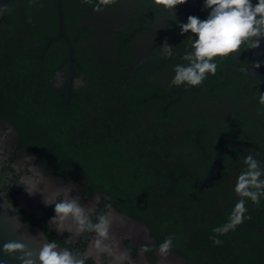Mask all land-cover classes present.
I'll use <instances>...</instances> for the list:
<instances>
[{
  "label": "flooded vegetation",
  "instance_id": "obj_1",
  "mask_svg": "<svg viewBox=\"0 0 264 264\" xmlns=\"http://www.w3.org/2000/svg\"><path fill=\"white\" fill-rule=\"evenodd\" d=\"M256 2L253 0L254 4ZM196 3L206 19L210 10L204 7L205 0H196ZM97 7L101 10L95 11ZM60 9L62 27L57 0H0V190L49 240H56L62 247L74 251H85L93 234L65 243L71 233L65 231L60 235L57 226L49 223L55 215V205H45L41 194L30 196L23 185L17 184V163L24 157H35V165L42 168L45 177H51L53 187L71 186L70 196H79L80 202L88 207H92L99 196L97 211L111 205L110 210L117 217L113 232L121 238L122 246L129 249L135 264H160L162 258L157 247L168 236H173V247L165 264H261L250 258L251 252L246 253L248 239L239 232L241 226L227 233L214 231L229 223L228 213L241 198L234 191L236 174L241 171L236 165L249 154L245 146L250 148L241 140L227 141L219 155L209 161L206 180L219 179L223 173L224 182L213 199L197 203L184 191L160 198L153 168H150V182L140 177L145 173L142 153L126 151L127 156L120 153L119 174L116 183H110L81 162L67 163L59 159L43 138H31L28 126H22L37 123L41 114L57 119V100L68 108L72 98L77 107H82L80 100L87 96L88 104L104 107L111 113L115 111L119 122L118 131L115 129L117 138L127 141L129 137L122 135L130 130L131 138H153L157 131L162 134L158 138H171V132L162 133L165 124L156 125L157 116L153 110L143 108L139 116L133 110L126 114L124 103L119 105L107 95L113 91L112 79L115 86L131 80L140 83L148 80L153 91L160 89L167 96L195 91L191 94L196 99L188 103L186 110L180 111L184 114L177 120L178 128L190 133L191 138L198 137L187 128L204 122L208 126L207 138H211L207 142L210 149L217 148L220 132L234 128L239 138H255L264 152V105L259 103L264 84L252 73L240 69L249 67L251 48L242 45L238 52L216 58V74H207L201 85L175 86L171 81L176 65L187 66L184 56L195 52L191 47V33L180 34L178 22H185L180 6L176 10H166L155 5L154 0H112L109 4H101L100 0H60ZM165 42L171 46V57L162 50ZM235 73L245 74V82L223 86ZM201 91L219 94L220 98L207 100L200 95ZM124 99L122 96L121 101ZM195 106V110H191ZM105 132L108 134V129ZM181 136L173 138L184 140ZM79 137L72 138L73 145L96 138L85 133ZM233 144L241 148L232 153L233 164L218 170L217 165L229 154ZM140 145L143 146V141ZM164 154L167 162H175L168 159L170 154ZM148 164L152 165L153 160ZM260 164L264 167L262 162ZM200 183L208 191L207 186ZM259 203L254 211L255 223L248 225L246 217L241 224L250 230L260 229L257 233L264 238V197ZM213 238L221 243L214 244ZM145 243L152 250L140 255L138 249ZM257 250L264 249L258 246L254 250L256 254ZM87 264H94V261L89 259Z\"/></svg>",
  "mask_w": 264,
  "mask_h": 264
},
{
  "label": "trees",
  "instance_id": "obj_2",
  "mask_svg": "<svg viewBox=\"0 0 264 264\" xmlns=\"http://www.w3.org/2000/svg\"><path fill=\"white\" fill-rule=\"evenodd\" d=\"M4 22L5 20L2 19L1 23ZM26 60L30 61L29 58ZM245 80V74L235 73V75L229 77L228 84L226 83L223 86L233 85L234 82L238 83V81L245 82ZM111 85H113V91L107 93V95L112 96L114 101L119 105L124 103L123 110L126 114L133 110L139 116L140 110L143 108L153 110L157 116L156 125L165 124V130L163 129L162 133L171 132V138H158L159 135L162 136L158 131L154 137L152 136L153 138H131L132 131L130 130V132L122 135L123 137H129L127 138V142L122 140V138H117L119 137L117 135L119 122L115 123L117 131L114 130L110 134H106L105 129H108L107 123H111L115 111L111 113L105 110L104 107L95 106L93 103L88 104L89 98L87 96H84V99L80 100L82 107H77L76 102H73L72 98L68 101V108H65L64 103L57 100L59 102L57 106V119H48L50 117L45 118L41 114L42 117L38 118L37 123H25L22 126H28L31 138H43L48 149L58 155L59 159L67 163L81 162L84 167L88 166L94 174L101 176L104 180L108 179L110 183H116L122 160L120 153L124 156H127L126 151H134L137 155L142 153L141 161L143 163L142 167L145 168V173L141 174L140 177H143L144 181L147 179L145 182H150V168H153L152 174L154 181H157L156 191L160 194V198L177 195L178 192L184 191L197 203H205L220 193L221 185L224 182L223 173L219 179L211 178L210 180H206V176L209 174V161H212L215 156L219 155L226 147L227 141L239 139L264 158V152L259 148L257 140L255 138H239V133L234 128L219 133L218 137L220 140L216 149H210L208 146L207 142L211 141V138H207L208 126L206 123L199 122L197 125L187 128L193 132L191 133L192 135L195 134L198 138H191L190 133H187L186 130L182 132V127L181 129L178 128L179 124H177V120L184 114L180 111L186 110L185 108L188 103L196 99L191 94L195 92L194 90L190 91V93L181 91L179 94L173 93L167 96L160 89L153 91L152 85L148 80L141 83L131 80L130 83H118L115 86L114 79H112ZM125 89L126 91H124ZM163 94L165 95L164 97ZM200 95L207 97V100H217L220 98L219 94L210 95L205 91H201ZM122 96H125L124 101H121ZM6 98L10 100L8 95ZM8 104L11 105V102H8ZM12 107H14V104ZM196 107H192L191 110H195ZM95 111L92 123H88V119L91 118ZM128 125H126L127 128L130 127ZM142 127L144 130H147L146 126L143 125ZM200 128H202V131ZM81 133L92 135L96 138L79 143V146L73 145L72 138H80L79 135ZM181 134L184 140L175 141L177 138L173 137ZM140 141H143L142 147ZM240 149L239 145L233 144L229 154L222 157V162L217 165V169L221 171L224 166L232 165V153ZM164 153L170 154L168 159L172 158L175 162H167ZM177 154H179V157H177ZM150 160H153L152 165L148 164ZM199 162H202V164H198ZM236 167L241 170V173L245 170L246 165H244L242 160V162L237 163ZM240 173L236 174V177ZM200 182L207 186L208 191L203 189ZM259 204H254L251 200H249V203L246 202L247 212L245 213V217H247L248 225L255 223L253 221L255 218L254 211L257 210ZM231 213L229 212L228 214L231 215ZM216 216H219V213H216ZM243 225H239L241 226L239 232L244 235L245 239H248V242H246V253L251 252L249 256L251 259L257 261L255 263L264 264V250H257V254L254 252L258 246L264 249V238L260 237L259 233H257L260 229L250 230L247 228V225H245L246 227Z\"/></svg>",
  "mask_w": 264,
  "mask_h": 264
},
{
  "label": "clouds",
  "instance_id": "obj_3",
  "mask_svg": "<svg viewBox=\"0 0 264 264\" xmlns=\"http://www.w3.org/2000/svg\"><path fill=\"white\" fill-rule=\"evenodd\" d=\"M88 2V0H85ZM112 0H100L101 4H109ZM187 0H154V4L162 6L166 10L177 9ZM204 7L209 9L206 19L201 20L197 16L190 15L187 22H178L181 35L191 33V47L194 53H188L183 64L176 65L175 76L171 85L199 86L207 78V74L215 75L217 72L216 58L228 57L238 52L242 45L249 48L260 47V38L264 37V0H205ZM100 11L99 7L94 9ZM193 37H198L194 39ZM170 45L165 42L163 52L171 57ZM256 67H260L258 63ZM259 103L264 105V92L259 95ZM35 157L22 158L16 165L19 174V182L26 192L32 196L37 193L43 196L45 205L54 204L55 215L50 224L57 226V232L63 235L65 231L71 233L65 238V243L74 238L93 234L88 248L74 251L69 247H62L56 240H49L43 236V243L37 250L31 249L22 239L9 240L3 244L2 251L15 255L20 264H87L89 259L94 264H135L130 251L122 246V240L113 232V225L117 217L110 210L111 205H105L104 210L97 211L96 206L100 203V197H96L92 207L80 202V197H71V186L60 185L53 187L51 177H45L41 167L34 163ZM246 168L238 177L234 187L236 194L241 197L235 204L229 218V223L214 229L217 233H227L243 223L246 208V199L254 204H259L264 197V167L249 152L243 159ZM41 185H44L42 188ZM22 225V223L19 221ZM214 244L221 241L213 238ZM173 247V236H168L161 242L157 251L162 258L160 264H165ZM148 244H141L138 252L140 255L151 251Z\"/></svg>",
  "mask_w": 264,
  "mask_h": 264
},
{
  "label": "water",
  "instance_id": "obj_4",
  "mask_svg": "<svg viewBox=\"0 0 264 264\" xmlns=\"http://www.w3.org/2000/svg\"><path fill=\"white\" fill-rule=\"evenodd\" d=\"M57 1L59 22L60 27H62L63 17L60 9V0ZM179 6L185 23L190 15L197 16L201 20L204 19L196 0H187L186 3ZM193 38L198 39V37ZM193 49L195 48L193 47ZM258 63L260 64V67H256ZM240 69L252 73L262 84H264V37L260 38V47L251 48L249 67ZM245 148L264 165V159L247 146H245ZM261 180L264 181V177H261ZM41 233L43 232L40 227L31 223L20 214L8 199L6 193L3 190H0V264H20L19 260L16 259V256H19L20 254L16 253L15 255H9L3 252V244L7 243L9 240L22 239L31 249L37 250L44 242L43 236L40 235Z\"/></svg>",
  "mask_w": 264,
  "mask_h": 264
},
{
  "label": "rangeland",
  "instance_id": "obj_5",
  "mask_svg": "<svg viewBox=\"0 0 264 264\" xmlns=\"http://www.w3.org/2000/svg\"><path fill=\"white\" fill-rule=\"evenodd\" d=\"M88 121L92 122L93 119L92 118H89ZM115 123L116 124L118 123V120H117V116L116 115L112 117L111 123L110 122L107 123V128H108V133L109 134H110L111 131H114L115 130ZM111 128H114V129H111Z\"/></svg>",
  "mask_w": 264,
  "mask_h": 264
}]
</instances>
